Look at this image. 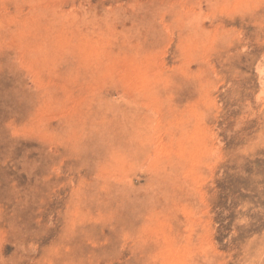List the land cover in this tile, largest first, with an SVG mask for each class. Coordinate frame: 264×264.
Returning <instances> with one entry per match:
<instances>
[{
	"label": "rangeland",
	"instance_id": "obj_1",
	"mask_svg": "<svg viewBox=\"0 0 264 264\" xmlns=\"http://www.w3.org/2000/svg\"><path fill=\"white\" fill-rule=\"evenodd\" d=\"M0 264H264V0H0Z\"/></svg>",
	"mask_w": 264,
	"mask_h": 264
}]
</instances>
